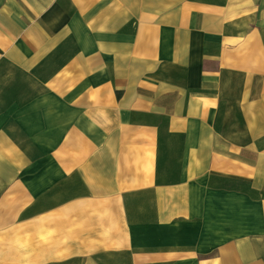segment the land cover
Listing matches in <instances>:
<instances>
[{"label":"crops","instance_id":"obj_1","mask_svg":"<svg viewBox=\"0 0 264 264\" xmlns=\"http://www.w3.org/2000/svg\"><path fill=\"white\" fill-rule=\"evenodd\" d=\"M0 264H264V0H0Z\"/></svg>","mask_w":264,"mask_h":264}]
</instances>
